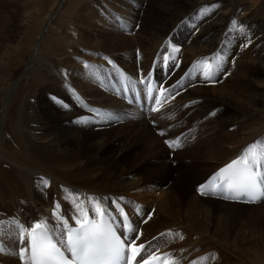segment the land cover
<instances>
[{"label": "bare ground", "instance_id": "6f19581e", "mask_svg": "<svg viewBox=\"0 0 264 264\" xmlns=\"http://www.w3.org/2000/svg\"><path fill=\"white\" fill-rule=\"evenodd\" d=\"M70 1L71 0H63L58 6L59 11L57 12V15L53 14L45 19L33 45V52L29 60L30 62L27 64V68H35L34 70L37 71V79L41 85H44L45 81L51 80L53 81L51 87L55 86L56 89L62 90L61 85L65 86V84L69 86L77 93L76 98L78 105L82 106L86 112L93 116L101 114L103 116L102 120L104 121L102 123L113 124L116 126L123 124L124 121H121L125 120L127 125L129 124L126 126L128 129L133 131L143 130L142 134L139 133V136L142 135L139 139L141 141H143L142 139H145L146 141L148 140V143H144L140 146V152L146 151V153H142L145 158H142V160L139 159L140 161L137 165L131 167L128 171L119 161V154H117L111 162H108L106 166H103L98 162L88 168L90 169L88 171L82 169H76V171H74V169L69 167L68 160L63 158L61 161L58 159L52 160V157L57 155V152L60 150H62L63 153L75 156L74 154H76L77 149L71 147L76 146L80 140L82 141L83 136H81V132L78 131V129L74 128L73 130V127L69 128L71 124L68 127L63 125L65 123L61 124L63 120L62 122L58 121V123L61 122L60 125L56 123H47L46 120H44L46 119L45 117L55 116L56 110L46 109L45 112H43L44 116H41V113L38 112L32 119L30 118V120L31 122H36L38 124V127L34 128L40 131L37 136L41 138L44 137V139L47 137L48 139H45V141H48L50 147L53 149L37 150L30 146L31 144L29 141L27 146L37 151H31V157L30 155L28 156L31 161H34L33 159H35V162L33 163L38 166V168L31 165L30 168L33 166L34 169L28 170L25 168L27 167L24 165L26 164L25 162L16 161V157L13 159H7V156L2 154L3 140L1 139V125L6 112L4 105V110L0 117V161L5 157L9 163H12L11 168L13 169L14 174L13 177H7L8 181H6L7 179L5 180L6 183L9 182L7 188L0 186V209L5 207L6 200H4V194L6 195V191L13 195L16 201H11V203L16 202V206L15 208H13L14 205L11 206L12 210H10L13 214H10L11 218L7 224L6 234H3L4 247H0V251L6 249L5 246H8V252L14 254L15 257L0 253V264H23L19 252L22 247L28 249L29 244L27 233L30 232L31 226L37 222L46 221L50 227L54 228L55 238L57 240L61 238L62 233H64L63 226L60 225L59 227H56L57 220L52 216L53 209L57 203L60 204L58 212L63 218L67 219L68 226H78L74 219V217L78 216V212L74 207L73 200H75L76 203L81 204L89 217L95 219H98V217L95 214L94 205L95 202L98 201L103 210L107 213L106 217H111V222L119 230L121 225V215L123 212H126L129 215L132 224L135 226L137 236L139 234L138 232L141 230V237L139 236L140 239L137 243L146 245L147 254L143 256L144 259L155 252L160 255L165 253L170 254V258L174 259L176 264H186L190 259L193 260L192 263L190 262L191 264H226L225 262L229 258V256L227 258L225 255L227 249H222L219 245L220 243H225V238H227V236H215L211 234V228L215 227V225L212 224V218L217 220L216 228L221 230L225 229L226 232H229L227 230L231 228V225H228L229 217H232V214L234 215L233 210L239 206L236 202L244 203L243 205H240V207L245 209L248 207L253 208L255 206H262L264 200L261 199L260 201L253 203L254 206H249L251 203H245L242 200H235L232 198L226 199L224 193L212 194L214 196H220L213 197L211 193L202 195L198 189L202 184L209 185L217 183L218 179L216 174L222 166L228 164L231 160L240 157L246 146L254 143L252 140L255 137L261 136V142L264 138V135H260L263 133L264 125L255 127V125H253V120L256 116H251L254 113H251V111L254 110L255 106H259V104L262 106L263 101H259L260 98H257L261 89L259 88V90H256V88H251L244 92L243 96L242 94L240 96V89L238 90L239 92L237 90L234 92L232 89H228V91L224 89L226 85H228V77L232 78L231 82H233V80L236 82L240 77L242 79L244 78L253 81L258 74L261 75L263 73L261 70H258L256 73L251 68L244 67V64L242 66L243 61L256 62V59H258L261 54L253 57L248 52V55L250 56L240 58L242 55L239 54L236 60H232L233 55H231L230 48L227 47L229 44L226 46L224 43L225 41L223 40L226 31L232 26L231 24H233V17L240 19L247 17L248 19L250 18L247 15L249 12L243 11L244 13L242 12L240 15L236 16V12L242 10L241 7L243 6V3L241 0H217V6L212 3L213 1L210 2L211 0H155L157 6L160 7L159 11H161L162 15L161 17L155 15L151 17L148 22L147 20L149 19L146 17V15H148L147 0H122L119 4L127 9L128 15L126 17L119 14L117 15L113 12L111 18L109 17L111 20L109 23L105 18H99L100 21H98L97 15L93 16L95 19L93 23V18L90 19L89 16L86 18L89 21V28L93 31L89 32L90 36L99 37L92 41L94 47L90 46L92 48H87L85 44L78 43L77 39L73 38L75 36H71V34L77 29V26H74L76 29L71 28L73 26L72 24L75 23L76 19L79 22L78 18L80 16L74 19V21L72 20L73 23L68 21L67 11L70 6ZM30 2L31 0H21L19 2V6L24 13ZM100 3L101 6H99ZM103 3L111 7L113 3L118 2L117 0L91 1L94 9L99 7V9L107 14L108 11L102 8ZM201 10H206V12L201 14L200 17L199 13H201ZM26 15L27 16L23 15L22 18H31L33 16L31 11ZM7 17L6 15L4 16V14H0L1 32L8 27L10 20L8 14ZM84 17L85 14L80 18L84 19ZM13 23H15V21ZM145 23L150 24L148 31H144L145 29L136 30L134 27L135 24H140L141 26L139 27L142 28ZM69 24L72 26L70 27ZM80 26L82 29L85 25L80 23ZM260 26L259 34L264 32V26ZM81 37H83V34ZM57 42L59 44L67 45V48L68 46L70 47V45H75L77 50L82 47V50L91 54L89 58L86 57L89 61L82 60V53L79 54L80 58L76 59V61H80L78 63V70L74 71L72 76L74 84L69 83L70 81L67 77L66 79L63 78L60 76L59 72L54 71V69L51 68L52 64H50L49 58L60 55V50H63L57 48ZM66 42L71 43L69 45V43L66 44ZM105 44L110 46L111 52H109V54L111 57L120 58L118 61L120 64H117L113 59H110L106 55L101 57L103 52L100 51V47H104ZM115 44H120L122 46L121 52L117 54H114L115 51H113L114 48L112 45ZM138 47L142 50L139 51ZM177 48L179 51L175 52L174 49ZM71 51L72 50H70V52ZM221 52L225 57L221 56ZM203 61H207L208 64L212 62V66L216 68L217 71L215 76H220L218 80H223L220 82L221 84L219 83L218 87L213 88L216 96H213L214 98H208V100H206L207 98L205 97L207 96L203 91L205 89L200 87L203 80H208L205 76L204 65L201 63ZM58 62H62V60H58ZM59 66L62 67L61 65ZM85 67L88 68L90 74L85 70ZM124 75H126L131 89L136 85L142 89L144 86L141 85L143 81L141 79L145 78L148 80L153 77L156 90L160 88L165 90L159 107H152L153 100H151L149 104L144 101L143 104L146 106V110H139L137 105L124 101L121 94L122 89L120 88L121 79ZM222 77H225L227 81L225 82V79H222ZM59 79L62 81L61 84ZM12 91L13 84L12 86H9L7 90L6 101L12 97ZM204 105L207 109H210L209 111L216 114L217 121L220 125L224 126L226 130H229V127H232V130H229L231 134H236L234 131H237L239 134L235 137L230 136V134H225L223 138L215 139L214 144L212 143L211 145L206 146L205 151L207 154L203 156V160L212 161L215 165L213 166V169L201 179L198 188H196V190L192 188L194 190L193 193L190 194L191 196H189L184 203L180 201V196L176 193L178 186L183 183V180H181L182 178H173V172H171L170 176L164 175L169 171H172L170 160L168 158V160L165 158L156 159L159 158L156 155V157H153V146L155 142L151 143V141L153 138V140L159 138L153 131H157V134L159 135H165L164 129L175 128L173 116H175L178 111L182 110V108L194 111L199 108L204 109L202 107ZM40 107L44 109L43 104H41ZM64 111L66 112L61 115V118L62 116L68 117L71 114H74L76 110L71 111L66 109ZM106 117L109 118V120ZM149 123L153 126L156 124L158 126L154 128L153 126H150ZM204 123H202V125ZM124 125H121L119 128L124 127ZM241 127H244L245 129L240 130ZM204 132L201 131L200 133L204 134ZM180 136L181 135L178 133H175L164 138V145L162 144L160 149L164 152L168 151V149L175 150V154H180L177 153V151L182 150L184 146V142L182 144ZM62 140H66L67 143L71 142L72 145H70L69 148L54 149L58 146L59 141ZM164 140L177 142L178 146L167 147V143H165ZM33 141L34 140H32V142ZM46 142L41 143L44 145ZM223 142H227L229 148V150L225 152L227 154L225 157H222V154L218 150ZM138 146L139 143L131 144L128 148L132 152H135ZM100 147L101 146H91V148L96 150L100 149ZM157 150L158 149L155 151ZM147 155L149 156L148 158L146 157ZM161 159L162 162L157 165ZM22 161L24 160L22 159ZM260 169L264 174V168ZM126 171L129 174L134 173L132 174L133 176L129 175V179H123L122 177L127 174ZM153 172L156 174L154 178H145V173L151 174ZM33 175L39 179V176L43 179H46V177L49 178L47 183L51 188H48L47 186V191L50 190V194L41 195L42 197L39 195L37 198L34 197L36 199L31 197V201L33 202H29V204H27L28 202L25 203L26 201L24 202L25 205L17 203L18 201L21 203L22 197L28 199L31 196V190L33 187L31 188L30 183L31 179L35 178H32ZM100 175L102 177L108 176L112 184L109 185L101 182ZM170 180H173L174 182L169 184ZM139 186L146 190L154 189L155 193L156 191L158 192L156 197L157 201H159V211H162V214L156 211L155 214L150 216L149 208L145 209L142 205L135 204L131 198L129 199V197L122 199V196L124 195V192H121L122 189L114 190V187H129L131 189H137ZM160 188L162 189L157 190ZM6 196L9 197V195ZM124 196L127 197V195ZM90 197L94 198V200H90ZM216 203L219 204L217 207L218 211H216L217 213L214 217L213 206H215L214 204ZM145 204L148 205L149 200L146 199ZM181 204L184 205L181 206ZM181 208H184L182 212L180 211ZM23 210L30 213H23L25 212ZM250 215V217L253 218L256 216L262 217L264 215V208L255 213L251 211ZM12 221H17L18 224L11 223ZM225 223H227V227ZM212 225L213 227H211ZM19 226H23V233ZM169 233H171V235H169ZM22 234L24 238H21ZM181 236L183 239H181ZM17 237L20 238L19 241ZM132 238L135 239V236ZM245 241V235L243 234L238 238H235L234 242H237L239 244L238 246L234 243L227 245H234L243 252H246L244 253L246 257L244 260L245 263L249 261L253 264H264L262 259L264 255L260 252V249L258 250L255 248L252 252L249 250L248 252L244 246ZM262 241L263 242L260 244V247L262 248L261 251L264 250V240ZM17 244L20 246L18 249ZM215 249L217 250L215 251ZM218 249L222 250L225 255L224 260L221 259ZM214 252L217 254V258ZM254 253L256 254L254 255ZM27 255H30V249L26 252V256ZM204 257L207 259L202 260L201 258ZM229 264H234V262Z\"/></svg>", "mask_w": 264, "mask_h": 264}, {"label": "rangeland", "instance_id": "374dc122", "mask_svg": "<svg viewBox=\"0 0 264 264\" xmlns=\"http://www.w3.org/2000/svg\"><path fill=\"white\" fill-rule=\"evenodd\" d=\"M20 1L21 0H0V14L1 15L4 14V16L6 15V17L8 14L9 19H10L8 27L5 28L3 32L0 31V117L3 113L4 105L6 108V112L4 114V118L2 120V125H1V132H2L1 139L4 141V142L2 141V144H3L2 154L7 156L6 157L7 159H13L14 157H16V161L18 160V162H25L26 164L24 165L28 167V168L27 167L25 168L28 170L34 169L33 166H36L33 163L35 162V159H33L34 161L30 160V157H31L30 152L31 151L36 152L37 150L53 149V148L50 147V144L48 141L47 142L45 141V139H48L47 137L44 139V137L41 138L37 136L40 133V131L34 128H37L38 124L36 122H31L30 118L32 119L33 116H35V114H37L38 112L41 113V116H44L43 112H45L46 109L47 110L54 109V111L56 110L55 116L51 117L47 115L48 117H45L46 119L44 120H46L47 123H50V124L56 123L59 125L63 120L61 124L65 123L66 125L65 124L63 125L66 127L70 126L71 124L69 128L73 127L72 128L73 130L74 128L78 129V131L81 132L80 133L81 136H83L82 137L83 140L82 141L80 140V142H78L76 146L71 147V148L77 149L76 154H74L76 157L73 156L72 154L69 155V154L63 153V151L60 150L59 151L60 153L57 152L59 155L58 154L54 155L52 157V160L58 159L61 161L63 158L65 160H68L69 167L74 169V171H76V169H82L84 171H88L90 170L88 168L92 167L98 162L102 164L103 166H106L108 162H111L113 158L116 157L117 154H119L118 159L121 162V164L125 166L124 168H126L127 171L130 170L131 167L137 165V163L140 160H142V158H145L143 154L146 153V151L140 152L141 151L140 146H142L144 143H148V140L146 141L145 139H142L143 141H141L139 139L142 136V135L139 136V133L142 134L143 130L142 131L137 130L138 131L137 132V131L128 129L126 126H128L129 124L127 125L125 120L121 121V122L124 121V123L121 125L125 124L124 127L122 128H119L121 125L115 126L113 124L102 123L104 121L102 120L103 116L101 114L93 116L89 114L88 112H86L82 106L78 105L77 98H76L77 93L73 91V89H71L69 86L65 84V86L61 85L62 90L56 89L55 86L51 87L53 84V81L51 80H47L44 82V85H41V83H39L37 79V76H36L37 71L34 70L35 68L34 67H31L29 69L27 68L28 67L27 64H29L31 54L33 52L32 51L33 50L32 48H34L33 45L40 32L39 29L42 28V25L44 24V21L46 18L50 17L53 14L57 15V12L59 11L58 6L61 2H63V0H31L25 13L22 10V8L19 6ZM91 1L92 0H71L70 6L67 11V14H68L67 19L69 22H72V20L74 21V19H76L77 17L79 16L81 17L83 14H85L84 19H81L79 17L78 18L79 22L76 19L75 21L76 24L75 23L72 24L73 26L69 24V26L70 27L72 26L71 28L73 29H76L75 27L77 26V29L73 32V34H71V36L72 37L75 36L73 38L77 39L78 43L85 44L87 48L88 47L92 48L90 47V46H93L92 41L99 38L97 36L95 37L90 36L89 32L92 31V29L89 28L88 26L89 21L86 19L88 16L90 19L93 18L92 23L95 20L93 17L95 15H97L98 21H100L99 18L101 19L105 18L106 21L109 23L111 22L110 18L113 12L116 13L117 15L118 14L123 15V17H126L128 15L127 9L123 6H120L119 4V2L120 3L122 2V0H117L118 3H113L111 7L103 3L102 8L108 11L107 14L101 9H99V7H96L94 9L93 5L91 4ZM210 2L216 4V6L218 5L217 0H211ZM241 2L243 3V6L241 7L242 10H239V12L237 11L236 16L240 15L244 11V12H249L247 15L250 18L247 19V17L246 18L243 17L240 19V18L233 17V22L235 23L231 24L232 26L226 31L225 36L223 37V40L225 41L224 43L226 44V46L227 44H229L227 47L230 48L231 55H233V59L231 58L232 60L234 59L236 60L239 54L242 55L240 58L245 57V56H250V55L254 57L258 54H261V56L259 55L258 59H256L257 60L256 62L243 61L245 63L242 62V66L244 64L245 65L244 67L251 68L256 73L258 72V70H261L263 73L261 75L258 74L256 78L253 79V81H249L244 78L242 79L240 77L237 79L236 82L234 80L233 82H231L232 78L228 77L229 82H228V85H226L224 89L226 91H228V89H232L234 92L235 90L238 91L240 89L241 90L240 96L241 94L243 96V93L251 88L252 89L256 88V90H259V88L261 89V91H259V95L257 96V98L259 97L260 98L259 101H263L262 106L259 104V106H255L254 110L251 111V113L254 112L253 115L251 116H256L255 118L256 120L255 119L253 120L254 121L253 125H255V127H258V126L260 127V125H264V54H262L264 53V46H261V45H264V32L259 34V31H260L259 29L261 27L260 25L264 26V0H241ZM146 4H147V12H148V15H146V17L149 19L147 20L148 22L150 21L151 17L155 15H158L161 17L162 13L161 11H159L160 7L157 6V3L155 2V0H147ZM99 6H101V3ZM246 9H250V10H246ZM22 11L24 14L22 13ZM30 11L33 14L31 18L30 17L22 18L23 15L27 16L26 14ZM200 12L201 13H199V16L201 17V14H204L206 10H201ZM14 21L15 23H13ZM80 23L82 25H85L83 27L85 29L83 28L81 29ZM139 26L141 25L140 24L134 25L136 30L145 29L144 31H148L150 24L145 23V25L143 26L145 28L143 27L140 28ZM82 34H83V37H81ZM67 43H69L70 45L71 42H66V44ZM56 45H57V48H60L63 50H60L61 52L60 55L52 56L50 57L51 59L49 58L50 64H52L51 68L54 69V71L59 72L60 76H62L63 78L66 79L67 77V79L70 81L69 83L74 84V79L72 78V76L74 74V71L78 70V63L80 61V60L76 61V59L80 58L79 54L82 53L83 54L81 57L82 60L89 61L88 58L90 57L91 54L89 52L87 53L84 50H82V47L78 48L77 50L75 45L73 46L70 45V47L68 46V48H67V45L59 44L58 42ZM112 46L114 48L113 51H115L114 54L121 52L122 46L120 44L119 45L115 44ZM100 48H101L100 51L103 52L101 57L106 55L110 59H113L114 62H116L117 64H120V62H118L120 58L110 56L109 52L111 51H110V46L108 44H105L104 47H100ZM70 50L72 51L74 50V51L70 52ZM138 50L140 51L142 49L138 47ZM248 52L250 53V55H248ZM136 53H137V50H136ZM221 56H223L222 52H221ZM68 59L69 61L71 60L72 62L71 61L69 62ZM58 60L59 61L62 60V62H58ZM75 62H76V67H75ZM59 65H61L62 67H60ZM210 65H212V62L210 63ZM85 70L88 72V74H90L87 67H85ZM212 72L213 74L211 78L210 79L208 78V80H203L202 83L200 84V87L205 89L203 91L206 93V96H207L205 97L207 98L206 100H208V98H214L213 96H216L213 91V88L218 87L219 83L223 81V80H218L220 76L219 77L215 76V73L217 71H216V68H214L213 66H212ZM222 79H225V77H222ZM59 81L61 84L62 81L60 79ZM226 81L227 79H225V82ZM12 84H13L12 97L6 101L7 90L9 86H12ZM41 104L44 105V109L40 107ZM98 107H101V106H98ZM202 107L204 109L199 108L198 110H195V111L182 108V110L178 111L179 113L177 112L176 115L173 116L175 128H172V129L167 128V130L164 129L165 135H159L157 134V131H153L156 135H158L159 138L156 140H153L154 139L153 138L151 141V143L155 142L153 146V150H154L153 157H156V156L159 157L156 159H160V158H165L166 160L169 159L170 165H172V171H169L167 174H164V175L170 176L171 172H173V176H172L173 178L175 179L177 177L182 178L181 180H183V183L178 186L176 193L178 196H180L179 197L180 201L184 203L186 202L188 197L191 196L190 194L193 193L194 191L193 189L196 190V188H198V186L201 183V179L207 173H209L213 169V166L215 165L214 163H212V161L203 160L204 158L203 156L207 154L205 151L206 146L211 145L212 143L214 144L215 139L223 138L225 134L226 135L230 134V136H233V137L239 134L237 131H234L236 132V134H231L229 130L230 129L232 130V127H229V130H226L224 126L219 124V122L217 121L216 114L214 112L209 111L210 109H207L205 105ZM66 109L71 110V111L72 110L74 111L76 110V111L74 112V114H71L68 117L62 116L61 118V115L64 112H66L64 111ZM201 114L203 117L201 116ZM107 119L109 120V118ZM58 121H61V122L58 123ZM201 122L202 123L205 122L204 123L205 125L203 124L204 125L203 126ZM149 125L153 126L150 123ZM157 126L158 125L156 124L153 127L156 128ZM244 129H245L244 127L240 128V130H244ZM201 131L204 132V134L200 133ZM175 133H178L179 135H181L180 139H181L182 144L184 142V146L182 150L177 151V153H180V154H175V150L168 149V151H165V152L161 150L160 148L162 147L163 139ZM27 135L30 139L27 137ZM260 135H264V129H263V133ZM32 140H34L35 142L34 141L32 142ZM260 140H261V136H258V137H255L252 141L261 142ZM262 140H263L262 142H264V138ZM29 141L31 144L29 145L32 146L33 148H36L37 150H34L32 148H29V146H27L28 145L27 143ZM41 142L42 143L46 142V143L43 145ZM137 143H139V146L138 148H136L135 152H132L131 150H129L128 147L131 144H137ZM223 143L221 146H219L218 150L222 154V157H225L227 155L225 152H227L229 148L227 146L228 144L227 142H223ZM70 145H72L71 142L67 143L66 140L65 141L62 140V141H59L58 146L57 147L55 146L56 148L54 149L69 148ZM91 146L93 147L101 146V147L100 149L96 150V149L91 148ZM156 149L158 150L155 151ZM28 155H30V157ZM146 157L148 158L149 156L147 155ZM153 157H152V160H153ZM22 159L24 161H22ZM161 162H162V159L160 162L157 163V165H159V163ZM11 164L12 163H9V161L6 160L5 157L2 158V160L0 161V176H1L0 186L5 187V188H7V185H9V182L6 183V181H8L7 177L9 178L13 177V174H14L13 169L11 168ZM31 165H33L32 168H30ZM36 167L38 168V166ZM132 174L127 173L122 178L129 179V175L133 176ZM101 175H100L101 182L109 184V185L112 184L108 176L102 177ZM154 176H156L154 172L151 174L145 173V178L146 177L154 178ZM39 177L41 180L34 175L32 177L34 179H31V183H30L31 188L32 187L34 188V190L33 188L31 190L32 193L30 191L31 196L28 199L22 197V201L24 199L25 200L23 202L21 201V203L18 201L17 203L25 205L24 202L26 201L25 203L28 202L27 204H29V202L30 203L33 202L31 201V197L37 198L39 195L41 196V195L50 194V190L47 191L48 188H51L50 185L48 183L45 185L43 182L44 180H47L48 182L49 178L46 177V179H43L41 176ZM172 182L174 181L170 180L169 184H172ZM1 183L2 184L6 183L5 184L6 186L4 184L2 185ZM141 185H144V184H141ZM161 189L162 188L157 189V190H161ZM40 190H42L43 192ZM114 190H121V192H124V195H127V197L123 195L122 199L124 198L126 199L129 197V199L131 198V200L135 204L137 205L140 204L145 209L149 208L150 216L155 214L156 211L162 214V211H159L160 209L158 206L159 201H157V197H156L158 195V192L156 191L155 193L154 189H153L154 191L146 190L145 188H142L139 186L137 189H131L129 187H126V188L114 187ZM7 192L8 191H6V195H9L10 198L4 194L5 196L4 200H6L7 202L5 201V207L0 209L1 210L0 219H2L0 220V222H2L0 223V233H1L0 234V247L2 246L4 247L3 234L4 235L6 234L7 224L9 223V219L11 218L10 214L11 215L13 214V212L11 211L12 210L11 206L14 205L13 208H15L16 206V202L11 203V201H16L13 195L10 192H8L9 193L8 194ZM212 196L216 197L219 195H216V196L212 195ZM146 199L149 200L148 205L145 204ZM8 202H9V205H8ZM262 203H261L262 206H255L253 208L248 207V208L242 209L240 205H243L244 203L236 202V204H239V206L236 207L235 210H233L234 215L232 214V217H229L228 225H231V228L229 229L226 228L229 232H226L225 229L221 230L219 228H216L217 220L215 218H212V224L215 225V227H213V225L211 226L213 227L211 228L212 229L211 234L215 236L217 235L227 236V238H225L226 240L225 243L223 242V243H220L219 245L222 249L223 248L227 249L225 255L227 256V258L229 256V258L225 262L226 264L233 263V262L234 264L245 263L244 260L246 257L244 253L246 252H243L241 249H238L234 245H227V244L234 243L235 245L238 246L239 244L237 242H234L235 238L236 237L238 238L240 235H243V234L245 235V239H246L245 241L246 243L244 242V246L247 249V251L249 250L252 252V250L256 248L258 250L260 249V252H262L264 255V250L261 251L262 248L260 247L261 242H263L262 240H264V215L262 217H258V216L254 218L250 217L251 211L255 213V212H259V210L264 208V202ZM218 204L219 203H216L214 204L215 206H213V210H214L213 216L214 217H215V214L217 213L216 211H218L217 209ZM183 205L184 204H181V206ZM249 206H254V204H251ZM183 209L184 208H181L180 211L182 212ZM23 213L29 214L30 212L25 211ZM225 225L227 227V223H225ZM140 231L138 232L139 233L138 236L141 237ZM17 239L18 241L20 240V238L18 237ZM5 247L6 249L0 251V253L9 255L10 257H15L14 254H11V252H8L7 250L8 246H5ZM19 247L20 246H18L17 244V249ZM216 250L217 249H215V251ZM218 252L220 253L221 259L224 260L225 255L223 254L222 250L218 249ZM255 254L256 253H254V255ZM215 256L216 258L218 257L216 253H215ZM262 259L264 261V256L262 257ZM190 262L192 263L193 260L190 259L189 261H187L186 264H191ZM248 262L249 261H247L245 264H248ZM249 264H253V263L249 262Z\"/></svg>", "mask_w": 264, "mask_h": 264}, {"label": "snow or ice", "instance_id": "6c2138e0", "mask_svg": "<svg viewBox=\"0 0 264 264\" xmlns=\"http://www.w3.org/2000/svg\"><path fill=\"white\" fill-rule=\"evenodd\" d=\"M174 51L178 52L179 49ZM201 63L204 65L206 78L210 79L213 74L212 65L207 61ZM165 143L170 147L174 146L172 141ZM260 168H264V142L258 141L248 145L240 157L219 170L216 174L217 183L202 184L198 191L202 195L224 193L226 199L246 197L248 202H256L264 199V180L261 179V173L258 171ZM43 182L47 184V180ZM89 199L94 200L91 197ZM73 204L78 212V216L74 217L78 227L68 226L67 219L58 212L60 204L57 203L52 216L57 220L56 227L63 226L64 233L57 240L54 236V228L46 221L33 224L30 232L27 233L28 249L24 247L20 249L19 255L23 264H157L162 260L164 264H176L167 253L157 255L153 252L144 259L143 256L147 254L146 245L137 244L139 236L136 235L135 226L126 215L122 214L121 234L118 235L116 226L111 222L112 218H105L107 213L98 201L94 205L98 217L95 220L89 218L80 203L73 200ZM11 223L18 224L17 221ZM19 227L23 233V226ZM121 236L126 238L122 239ZM134 236L135 239L132 238ZM21 238H24L23 234ZM29 249L30 255L26 256ZM66 253H70L71 258ZM138 257L141 258L140 261Z\"/></svg>", "mask_w": 264, "mask_h": 264}]
</instances>
